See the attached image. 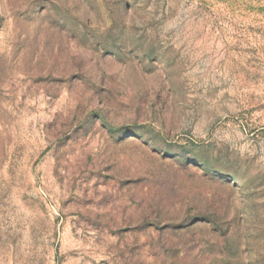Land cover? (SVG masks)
I'll list each match as a JSON object with an SVG mask.
<instances>
[{"label": "rangeland", "instance_id": "rangeland-1", "mask_svg": "<svg viewBox=\"0 0 264 264\" xmlns=\"http://www.w3.org/2000/svg\"><path fill=\"white\" fill-rule=\"evenodd\" d=\"M0 264H264V0H0Z\"/></svg>", "mask_w": 264, "mask_h": 264}]
</instances>
